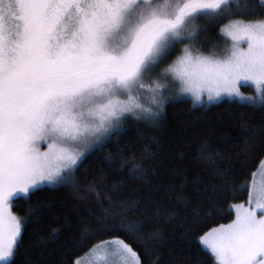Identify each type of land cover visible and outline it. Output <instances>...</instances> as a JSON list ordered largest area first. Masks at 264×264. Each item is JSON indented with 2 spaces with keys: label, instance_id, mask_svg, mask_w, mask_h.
Here are the masks:
<instances>
[{
  "label": "snow or ice",
  "instance_id": "snow-or-ice-1",
  "mask_svg": "<svg viewBox=\"0 0 264 264\" xmlns=\"http://www.w3.org/2000/svg\"><path fill=\"white\" fill-rule=\"evenodd\" d=\"M210 26L226 46L211 40ZM242 82L253 94L241 93ZM187 96L199 107L226 96L264 114V0H0V264H18L28 228L50 210L32 197L61 188L100 205L99 216L88 209L69 257L91 244L86 255L96 264H162L150 262V243H163L166 230L155 219L131 218L139 209L111 195L105 207L101 189L116 185L88 179L85 162L130 118L157 125L167 104ZM241 127L240 152L221 178L243 176L258 157L264 169V118ZM146 172L129 169L133 179ZM255 175L238 188L248 198L231 206L235 218L201 229L194 242L208 255L203 264H264V179L257 184ZM184 190L165 193L179 206L169 222L206 225L215 209L193 207ZM16 199L29 202L22 215L13 211Z\"/></svg>",
  "mask_w": 264,
  "mask_h": 264
},
{
  "label": "trees",
  "instance_id": "trees-1",
  "mask_svg": "<svg viewBox=\"0 0 264 264\" xmlns=\"http://www.w3.org/2000/svg\"><path fill=\"white\" fill-rule=\"evenodd\" d=\"M201 24L206 23L200 21ZM211 40L225 43L218 29L209 27ZM244 95L253 94L249 85L241 86ZM264 114L258 111L240 108L224 96L220 101L207 107L194 106L191 98L184 97L180 102L165 106V114L159 124L150 126L129 119L124 130L102 150L95 152L85 162L88 179L98 178L108 187L116 185L113 192L101 189V200L107 206V196L121 202V206L135 205L139 210L127 213L133 219L152 218L159 223L157 228L166 230L163 243H150L152 255L150 262L162 264H203L208 255L195 243L201 229L230 222L234 217L232 205L244 203L248 197L246 190H238L241 184L249 181L259 165V157L249 161L251 167L243 176L234 174L221 178L220 173L227 170L240 152L245 133L244 123L258 125ZM118 153H123L122 158ZM116 156L117 160L109 164L106 156ZM124 163V170L115 169L116 164ZM142 165L146 170L144 179H133L129 175L132 165ZM82 172L85 170L82 169ZM185 186L184 196L195 201L193 207H203L215 211L206 225L195 229L185 225L177 227L180 221L169 222L172 209L179 207L165 193L170 188ZM37 199L50 205L37 223H33L24 236L23 248L18 264L30 261V264H68V260L83 255L90 247L74 252L70 241L79 228L87 225L88 209L96 210L99 216L100 205L95 198L87 202L77 200L70 189L45 190L31 199ZM14 213L22 215L29 207L25 199L14 200ZM183 215V213H181ZM59 230L58 234H54ZM100 236L99 239H106ZM93 241V243L98 242ZM43 241V246H35ZM139 250V249H138Z\"/></svg>",
  "mask_w": 264,
  "mask_h": 264
},
{
  "label": "rangeland",
  "instance_id": "rangeland-1",
  "mask_svg": "<svg viewBox=\"0 0 264 264\" xmlns=\"http://www.w3.org/2000/svg\"><path fill=\"white\" fill-rule=\"evenodd\" d=\"M228 43H229V42L226 41L225 43H222V44L220 45V47L223 48V47L226 46ZM245 85H249V86H251L249 83H245V82H242V83H241V86H245ZM241 86H240V88H241ZM251 87H252V86H251ZM252 88H253V87H252ZM187 98H191V97H190V96H187ZM254 172L256 173V175H255V180H256L257 184H259V183L261 182V180L264 179V169H261V168L259 167V165H258L257 169H256ZM252 179H253V177H252V175H251V178H250V180L248 181L249 184L251 183ZM247 198H248V197H247ZM246 201H247V199H246ZM246 201H245V202H246ZM245 202H244V203H245ZM234 218H235V212H234V217H233V219H234ZM228 223H229V222H228ZM225 224H227V223H225ZM87 252H88V250H87L83 255L80 256V257H84V262H85V264H96V258H95V257H89V256H87V255H86Z\"/></svg>",
  "mask_w": 264,
  "mask_h": 264
}]
</instances>
